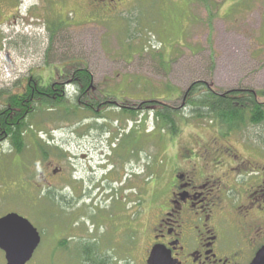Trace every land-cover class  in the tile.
I'll return each mask as SVG.
<instances>
[{
	"label": "rangeland",
	"instance_id": "1",
	"mask_svg": "<svg viewBox=\"0 0 264 264\" xmlns=\"http://www.w3.org/2000/svg\"><path fill=\"white\" fill-rule=\"evenodd\" d=\"M69 67L91 73L100 107L86 111L83 97L74 106ZM33 76L65 83L68 97L27 118L22 153L0 142V214H22L42 236L29 264H81L76 241L62 250V236L88 241L105 218V232L133 219L124 188L134 172L137 182L143 176L146 214L154 179L171 178V146L211 144L216 124L190 119L183 106L193 85L249 90L264 102V0H0V104ZM163 106L188 115L176 135L156 121ZM225 144L245 155L263 147L264 124L247 122ZM42 161L69 166L78 183L47 182Z\"/></svg>",
	"mask_w": 264,
	"mask_h": 264
},
{
	"label": "flooded vegetation",
	"instance_id": "2",
	"mask_svg": "<svg viewBox=\"0 0 264 264\" xmlns=\"http://www.w3.org/2000/svg\"><path fill=\"white\" fill-rule=\"evenodd\" d=\"M90 85L95 98L93 78ZM223 132L215 129L209 145L171 146L166 152L173 164L171 178L163 185L154 179L156 200L146 214L143 176L139 172L137 182L134 172L133 182L124 188L125 195L132 191L133 219L110 222L105 232V218L88 241L76 239L71 231V236L61 237V249L69 251L68 245L76 241L74 257L81 264H264V255L259 257L264 249V146L249 147L245 155L225 144ZM42 162L40 176L46 181L51 177L78 183L67 177L69 166ZM48 195L55 193L49 190ZM10 213L15 212L0 214V219ZM145 216L150 217L146 224ZM0 264H7L1 248Z\"/></svg>",
	"mask_w": 264,
	"mask_h": 264
},
{
	"label": "trees",
	"instance_id": "3",
	"mask_svg": "<svg viewBox=\"0 0 264 264\" xmlns=\"http://www.w3.org/2000/svg\"><path fill=\"white\" fill-rule=\"evenodd\" d=\"M72 75L68 78L70 85L75 91V107H79L81 97L87 98L86 111L91 112L100 107V100L95 99L91 94L92 77L87 70L68 68ZM64 73H69L65 69ZM65 77V76H64ZM43 78L36 77L28 79L23 93L10 95L0 104V142L10 140L13 148L23 152L24 137L28 130L26 120L32 117L40 109H59L64 106L68 97L65 83L43 84ZM66 82V81H64ZM193 85L188 91L185 101L190 108L189 116L193 120H209V123L216 124L222 137H227L232 132L240 130L247 122L252 125H259L264 122V103L259 100V94L253 91L233 90L227 93H218L207 85ZM1 95V94H0ZM187 108V107H186ZM123 113L131 114L128 111ZM157 123L176 135L179 132L180 123L188 118L187 114L180 117L179 114L167 106L158 108L155 111ZM41 147V146H40ZM43 158L48 159L49 152L42 149Z\"/></svg>",
	"mask_w": 264,
	"mask_h": 264
},
{
	"label": "water",
	"instance_id": "4",
	"mask_svg": "<svg viewBox=\"0 0 264 264\" xmlns=\"http://www.w3.org/2000/svg\"><path fill=\"white\" fill-rule=\"evenodd\" d=\"M41 244V236L32 223L17 213L0 219V248L7 264H29ZM264 255V249L259 257Z\"/></svg>",
	"mask_w": 264,
	"mask_h": 264
}]
</instances>
